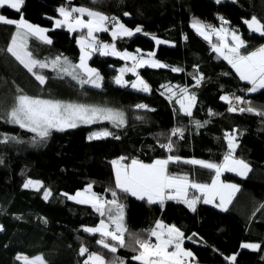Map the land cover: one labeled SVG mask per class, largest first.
I'll use <instances>...</instances> for the list:
<instances>
[{
    "label": "trees",
    "instance_id": "1",
    "mask_svg": "<svg viewBox=\"0 0 264 264\" xmlns=\"http://www.w3.org/2000/svg\"><path fill=\"white\" fill-rule=\"evenodd\" d=\"M86 7L109 17H116L128 29L140 27L141 33L113 41L118 51L141 54L154 52L155 59L166 65L163 69L138 70V75L149 85L151 92L138 104L148 110L130 105L128 87L114 83L118 71L131 66L125 60L99 56L94 53L89 65L103 77L100 89L85 85L65 76L57 78L50 68L42 70L46 83L41 85L19 64L6 49L15 33L13 26L0 24V113L6 112L19 94L63 102L94 105L122 111L125 124L119 128L104 124L113 133L108 138L88 140L93 128L79 126L65 131L52 130L45 140L20 129L0 117V137L15 135L21 142L0 143V264H21L18 255H41L46 264H83L87 259L80 248L104 256L106 264L120 257L125 264H139L132 259L133 239L146 238L157 222L175 226L184 233L183 246L197 264H264V117L254 113L229 112V104L221 96H236L251 101L256 111H264V90L249 94L250 87L241 82L231 66L212 51L218 43L203 40L191 28L194 20L206 26H221L237 30L248 43L249 50L264 44V38L249 32L244 20L256 17L264 23V0H24L21 12L0 8V15L18 20L23 18L36 26L48 29L51 44L30 38L29 50L38 60L66 57L79 62L80 49L76 40L83 33L55 28L58 9ZM128 13V15H125ZM221 18L228 21L221 24ZM111 30V28H110ZM110 32V31H109ZM164 41L156 48L155 39ZM99 39L110 43L107 34ZM170 43L172 45H169ZM156 48V49H155ZM172 68L183 71L173 72ZM37 71H40L37 69ZM131 82L133 76L124 74ZM203 76L200 84L196 79ZM195 77V78H194ZM169 88L172 89L171 93ZM187 88L196 97L191 117L179 112L175 102L179 89ZM17 89L22 90L18 92ZM129 103V104H127ZM212 113L211 115L209 113ZM194 121L203 126L197 128ZM181 127L183 138L171 136L173 151L178 150L181 161L201 160L222 164L228 152L226 134L236 137L235 157L250 168L241 178L225 173L222 180L235 184L238 191L227 211L203 204L202 197L192 211L174 200L163 204L142 201L143 219L130 222L129 197L115 188L112 161L125 157L122 164L132 159L152 163L166 154L161 144L168 143L171 130ZM115 137H119L118 139ZM172 156V155H171ZM169 172L186 175L189 181L211 184L214 171L188 163H170ZM39 181V191L27 189V180ZM86 185L105 200L117 191L124 204L125 248L110 253L96 243L99 235H91L85 228L95 227L107 216H100L90 205L73 202L67 196L83 191ZM51 195L44 199V191ZM190 196L199 192L190 189ZM67 194V195H65ZM241 243L259 244L256 251L240 250ZM236 256L235 262L230 258Z\"/></svg>",
    "mask_w": 264,
    "mask_h": 264
},
{
    "label": "snow or ice",
    "instance_id": "2",
    "mask_svg": "<svg viewBox=\"0 0 264 264\" xmlns=\"http://www.w3.org/2000/svg\"><path fill=\"white\" fill-rule=\"evenodd\" d=\"M97 0H93L96 3ZM221 3L222 0H216ZM24 0H0V8L13 9L16 12H21ZM62 19L55 20V27L66 28L69 32L83 33L77 40L80 46L79 63H72L66 57L57 56L52 60H38L29 50L28 41L30 38L40 40L44 44H51V39L48 38L46 32L48 29L33 25L27 22L21 14L18 20L6 18L0 15V24L13 26L15 29L14 35L6 51L15 58L34 78L41 84L46 83V77L42 74V70L50 68L57 73V78L63 79L65 76L84 88L89 85L93 88H100L103 77L100 73L89 67L87 61L91 59L94 53L101 56H116L122 60H132L131 68H121V75L115 78V83L121 87H128L141 91L149 92V85L139 77L137 69L141 67H157L163 68L166 65L152 59L154 53H147L149 59H145L144 55L139 58L127 51H118L115 44L104 43L96 35L97 33H106L110 31L113 40L123 38L125 36L132 37L136 33H141L140 27L135 28L134 32L128 29L116 17H109L99 11L91 10L86 7H60L58 9ZM128 15V13H125ZM83 17H87L84 19ZM228 21L221 18V24L227 25ZM244 24L250 33L258 34L264 38V23H261L256 17L244 20ZM192 27L205 40L211 42L210 36L214 34L218 43L212 44V50L221 56L232 67L241 81L249 85L247 93H255L259 90H264V44L249 50L248 43L238 35L237 30L228 29L221 26L213 28L202 24L198 20H194ZM86 30V32H85ZM155 39V38H153ZM164 43V41L156 40V44ZM140 50L137 49V52ZM40 70V71H37ZM173 72L183 71L180 68H172ZM132 72L137 76V80L129 85L125 81L123 74ZM195 78V77H194ZM196 79L198 86L203 79L199 76ZM171 93L172 89H168ZM18 92L22 90L17 89ZM221 99L229 104L228 111L240 113H254L264 117V111H256L251 106V101L242 97L221 96ZM196 97L194 94H189L187 88L179 89V98L176 103L179 104V112L185 116L191 117L192 108L194 107ZM244 104L245 107H238ZM137 109L148 110L144 104L136 105ZM212 114L211 112L209 113ZM0 117L4 118L7 123L18 126L27 132L33 133L34 137L39 140H45L52 130L65 131L68 128H76L81 124L90 125L107 121L113 127H121L125 124V117L122 111L100 107L94 105L78 104L63 102L53 99H43L32 97L26 94H19L14 98V103L6 112L0 113ZM197 128L203 125L199 121H194ZM113 135L108 130L97 131L91 134L89 139H99ZM171 136L183 138L184 130L181 127H176L171 130L168 143L161 144V147L168 152L173 151V142ZM119 138V137H115ZM228 152L223 158L222 164L205 162L201 160H185L181 161L179 157L169 155L166 159H156L150 164L143 163L137 159H132L129 164H122L125 157L120 160L112 161L115 170V188L125 196L131 195L139 200L147 199L149 204H163L165 200H176L177 202L185 203L192 211H195V205L203 197V203H214L219 199V207L222 211H227V205L231 203L233 194L238 191L235 184H224L220 182L222 172H235L240 176H245L250 171L249 165L242 159H237L234 155L237 148L235 143L236 137L232 134H226ZM9 141L21 142L15 135L0 137V143H8ZM188 163L199 165L214 171L215 177L212 183L200 184L189 181L186 175L173 174L169 172L168 166L170 163ZM2 163V161H0ZM33 186L37 191L43 185L39 181L27 180L24 184L25 188ZM199 192V196L192 194L189 190ZM51 192L44 191V199L47 200ZM67 195V194H65ZM111 200H103L97 193L92 191V186L89 185L83 191H78L74 196H67L68 199L75 200L76 203L89 204L100 214L107 216L110 223H106L103 219L98 227L85 228L84 231L91 235H99L96 243L110 253H116L118 248H125L128 245L125 241V233L128 232L124 225V204L120 203L117 191H112ZM114 225V227H111ZM2 230V228H0ZM155 238V243H152V238ZM184 233L175 226H166L157 222L156 227L148 233L146 238H134L132 251L136 253L132 257L139 264H186V258H191L192 253L183 249ZM242 247L256 251L260 249L259 244L244 243ZM170 249H172L170 251ZM87 259L83 264H106L103 255L96 252H89L87 247L80 248V255ZM17 260L23 261V264H46L42 256H36L29 259L26 256L18 255ZM235 262L236 256L230 258ZM107 264H125L120 257H115Z\"/></svg>",
    "mask_w": 264,
    "mask_h": 264
},
{
    "label": "rangeland",
    "instance_id": "3",
    "mask_svg": "<svg viewBox=\"0 0 264 264\" xmlns=\"http://www.w3.org/2000/svg\"><path fill=\"white\" fill-rule=\"evenodd\" d=\"M7 18V17H6ZM60 18V17H59ZM56 19H58V18H56ZM55 19V20H56ZM62 19V18H61ZM54 25H55V23H54ZM247 26V25H246ZM56 28V27H55ZM220 28V27H219ZM227 28V27H226ZM228 29H230V28H228ZM230 30H232V29H230ZM111 32V31H110ZM104 34H107V35H109V32H106V33H104ZM98 37H99V33H97L96 34ZM238 35H240L239 33H238ZM80 37V36H79ZM79 37L77 38V40L79 39ZM126 37V36H125ZM128 38V37H127ZM210 39H212V37L210 36ZM77 40H76V45L79 47V49H80V46L78 45V43H77ZM156 40L157 39H155V42H156ZM215 40H217L216 38H215ZM209 41V40H208ZM212 41V40H211ZM210 42V41H209ZM105 43V42H104ZM109 44H111V42L109 43ZM161 44H163V43H161ZM161 44H156V48L159 46V45H161ZM167 44H169V45H172V44H170V43H167ZM155 48V49H156ZM213 51V50H212ZM154 52H155V50H154ZM154 52H148V53H154ZM214 52V51H213ZM81 54V53H80ZM132 54H134V55H136L138 58H139V56H141V55H144V58L145 59H149V57L146 55L147 53H143V54H141V52L139 51V52H137V50H136V52L134 53V52H132ZM155 54V53H154ZM217 54V53H216ZM218 55V54H217ZM100 56V55H99ZM112 55H109V57H111ZM155 56V55H154ZM152 57V59H154V60H156L155 59V57ZM219 56V55H218ZM80 57V56H79ZM93 57V56H92ZM91 57V58H92ZM112 57H115V58H118V57H116V56H112ZM118 59H120V58H118ZM90 60V59H89ZM89 60L87 61V63H88V65H89ZM122 60V59H121ZM156 61H158V60H156ZM226 61V60H225ZM126 62H128L129 63V65H131L132 66V64H133V61L132 60H128V61H126ZM159 62V61H158ZM79 63V62H78ZM161 63V62H160ZM131 66L129 67V66H124V67H122V68H125V67H127V68H131ZM89 67H91L90 65H89ZM145 67H148V66H145ZM91 68H93V67H91ZM148 68H150V69H163V68H157V67H148ZM232 68V67H231ZM140 69H144V67H141V68H138L137 69V71L138 70H140ZM233 70V69H232ZM234 71V70H233ZM235 72V71H234ZM130 74L131 76H134L133 77V80L131 81V82H129L127 79H126V77L124 76V74ZM123 74V78H124V80L125 81H128L129 82V85L132 83V82H134V81H136L137 80V76L136 75H134L132 72H125ZM119 75H121V73H120V71H118V73H117V75L115 76V78L117 77V76H119ZM115 78H114V83H115ZM102 83V82H101ZM116 84V83H115ZM117 85V84H116ZM89 86V85H88ZM117 86H120V85H117ZM91 87V86H90ZM121 87V86H120ZM128 88L129 89H131V91H135V92H137V93H144V92H141V91H137V90H135V89H133V88H131L130 86H128ZM97 89H100V88H97ZM253 94V93H252ZM143 95H145V94H143ZM179 105V104H178ZM110 124V125H112L111 123H109V122H107V121H104V122H102V123H95V124H90V125H84V124H81L80 126L82 127V126H92V125H99V127H96V128H93V130L90 132V134L88 135V137H87V139L88 140H93V139H89V137L91 136V134L92 133H94V132H97V131H102V130H108V128L107 127H105L104 126V124ZM124 126V125H123ZM79 127V126H78ZM68 129H70V128H68ZM109 131V130H108ZM108 137H110V136H108ZM108 137H104V138H108ZM104 138H99V139H104ZM177 153V150L176 151H174V152H170L169 154H164V156H162V159H166L169 155H172V156H175V154ZM115 160H120V158H118V159H115ZM225 173H227V174H231V175H236V176H238V177H241V178H244V177H246V175L249 173V171L247 172V174L245 175V176H240V175H238L237 173H235V172H229V171H225V172H222V174H221V176H220V182L221 183H224V184H232V183H230V182H227V181H225V180H222V177L224 176V174ZM113 174H114V178H115V170H114V168H113ZM214 177H215V175H214ZM214 179V178H213ZM212 179V180H213ZM33 181H35V180H33ZM35 189L36 190V188H34L33 186H29L27 189ZM237 192V191H236ZM236 192L233 194V196H232V199L235 197V195H236ZM75 195V194H74ZM130 198L132 199L131 200V202H132V205H134V207H133V209H136V207H139L138 205H140L141 204V202H142V200H139V199H137L136 197H134V196H131L130 195V197H129V201H130ZM147 200V199H146ZM73 202L75 201V200H72ZM129 201H128V204H129ZM202 201H203V197H202ZM232 202V201H231ZM135 203H137L138 205H136ZM153 204H155V203H153ZM204 204V203H203ZM230 204V203H229ZM229 204L227 205V207L229 206ZM83 205H85V204H83ZM86 205H89V204H86ZM207 205H209V206H211V207H213V208H216V209H218V210H220V211H222L221 210V208L218 206L219 205V199H217L214 203H209V204H207ZM91 206V205H90ZM128 209H129V206H128ZM222 212H224V211H222ZM1 231V230H0ZM242 244H244V243H241V246H240V250H246V251H249V250H251V249H245V248H243L242 247ZM251 244H253V243H251ZM182 247H183V249L184 250H186V251H189V250H187V249H185V247L183 246V244H182ZM251 251H253V250H251ZM20 256H25V255H20ZM36 256H41V255H35V256H33V257H28V256H26V257H28L29 259H33V258H35ZM188 259V261L190 262V263H192V264H196L194 261H193V257H191V258H187ZM192 260V261H191ZM20 261V260H19ZM20 263L21 264H23V261H20Z\"/></svg>",
    "mask_w": 264,
    "mask_h": 264
},
{
    "label": "crops",
    "instance_id": "4",
    "mask_svg": "<svg viewBox=\"0 0 264 264\" xmlns=\"http://www.w3.org/2000/svg\"><path fill=\"white\" fill-rule=\"evenodd\" d=\"M60 18H62V17H60ZM84 19H87V17H83ZM192 24L193 23H191V28H192V30H194L195 31V33H197L203 40H205L204 38H203V36H201L193 27H192ZM111 31V30H110ZM133 32H134V30H132ZM85 32H86V30H85ZM136 34H138V33H136ZM108 37H109V39H111V44H113V39H112V36H111V32H109V35H108ZM216 37V36H215ZM123 38H127V36L126 37H123ZM128 38H130V37H128ZM207 41V40H206ZM128 63V62H127ZM138 72V71H137ZM134 77V76H133ZM140 78H141V76H139ZM142 79V78H141ZM241 81V80H240ZM241 82H244V81H241ZM126 92H127V94L129 95V97H131V99H130V105H135V104H138V103H140L144 98H145V96L148 94V93H150L151 92V89H150V91L149 92H144V93H137V92H133V91H131V89H127L126 90ZM143 94H145V95H143ZM249 94H252V93H249ZM127 104H129V103H127ZM178 156V150H177V153L175 154V157H177ZM159 159H162V157L161 158H159ZM148 164H150V163H148ZM89 185H86L85 186V188H87ZM84 188V189H85ZM237 193V192H236ZM131 198H130V201H129V204H128V206H129V213H130V216H131V219H130V222L132 223V224H137L138 225V223H140L139 221L141 220V219H143V217H144V215H143V206L144 205H142V202H141V204L140 205H138L137 203H135L136 205H138L139 207H136V209H133V207H134V205H132V202H131ZM142 201H145L146 203H148L147 202V200L145 199V200H142ZM166 201H171V200H165L164 202H166ZM174 201H176V200H174ZM177 202V201H176ZM179 203H182V202H179ZM149 204V203H148ZM155 204H157V205H160V203L159 202H157V203H155ZM183 204H185V203H183ZM186 205V204H185ZM187 206V205H186ZM188 207V206H187ZM189 208V207H188ZM95 211V210H94ZM109 223V222H108ZM161 223V222H160ZM157 224V223H156ZM156 224L154 225L155 227H156ZM163 224V223H162ZM99 226V223L97 224V226H95V227H98ZM166 226H168V225H166ZM154 227V228H155ZM153 240H154V243H155V238L153 237L152 238ZM172 249H170V251H171ZM192 257H193V255H192ZM186 260H187V264H192V263H190L189 261H188V259L186 258ZM192 261V260H191ZM193 261H194V257H193ZM197 264V263H196Z\"/></svg>",
    "mask_w": 264,
    "mask_h": 264
},
{
    "label": "built area",
    "instance_id": "5",
    "mask_svg": "<svg viewBox=\"0 0 264 264\" xmlns=\"http://www.w3.org/2000/svg\"><path fill=\"white\" fill-rule=\"evenodd\" d=\"M65 7H67V8H71V5H70V3H66L65 4ZM109 28H111V24H109ZM213 35V34H212ZM103 42H105V41H103ZM233 94H235V95H237L238 93L236 92H232ZM246 105H244V104H240V105H238V107H245ZM166 150V149H165ZM170 152H168L167 150H166V154H169ZM103 200H105V198L104 197H102V196H100ZM111 227H114V225H112ZM152 229H154V227L153 228H151V230ZM152 243H154V240L152 239ZM186 264H187V260H186Z\"/></svg>",
    "mask_w": 264,
    "mask_h": 264
}]
</instances>
